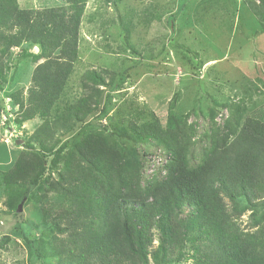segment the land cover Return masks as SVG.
<instances>
[{
    "label": "rangeland",
    "instance_id": "obj_1",
    "mask_svg": "<svg viewBox=\"0 0 264 264\" xmlns=\"http://www.w3.org/2000/svg\"><path fill=\"white\" fill-rule=\"evenodd\" d=\"M14 2L22 10L61 7L71 13L70 0ZM82 10L76 57L57 104L65 107L88 97L93 109L57 139L55 149L62 143L67 148L56 163L53 155L47 161L53 169L43 175L44 188L30 186L12 208L4 174L16 162L23 159L27 164L34 158L27 155L25 144L43 121L37 115L24 119L16 97L28 96L38 69L64 59L56 52L40 56L38 45L28 42L3 56L7 72L0 83V264H41L35 248L46 236L56 251L73 246L71 237L81 231L72 220L70 210L76 209L57 183L65 153L75 144L102 141L125 150V158L138 161L139 183L145 185L164 176L170 156L155 140L119 137L118 127L156 123L165 135L182 138L187 161L195 166L236 121L264 122V32L244 0H86ZM89 71L104 82L93 83ZM223 200L242 231L258 232L264 226V202L252 209L245 199ZM55 222L71 227L57 231ZM157 243L154 237L149 251ZM58 259L49 253L43 264H59ZM148 264H153L150 254ZM181 264L193 261L186 257Z\"/></svg>",
    "mask_w": 264,
    "mask_h": 264
},
{
    "label": "trees",
    "instance_id": "obj_2",
    "mask_svg": "<svg viewBox=\"0 0 264 264\" xmlns=\"http://www.w3.org/2000/svg\"><path fill=\"white\" fill-rule=\"evenodd\" d=\"M244 1L264 32V0ZM85 2L70 0L68 14L61 7L35 12L18 9L14 0H0V83L6 80L4 54L23 42L38 45L40 56L56 52L64 59L36 71L25 99L13 95L24 119L37 115L43 121L25 144L27 155L34 158L27 164L23 159L16 162L4 174L10 208L27 196L30 186L44 188L43 175L53 169L47 161L53 155L56 163L67 148L62 143L55 149L57 139L68 135L72 123L93 109L88 97L65 107L57 104L76 57ZM87 78L95 84L104 82L95 71H89ZM154 124L115 129L119 137L134 142L146 138L163 143L170 161L164 176L152 183L140 185L138 161L102 141L75 144L65 153L57 185L61 194L70 196L76 209L70 210L72 220L81 231L71 237L73 246L62 251L52 246L51 236L38 240L35 252L41 264L49 253L59 257V264H148L149 254L153 264H181L186 257L193 264H264V226L258 232L242 231L223 200V196L231 202L245 199L252 209L264 202V122L236 121L195 166L187 161L182 138L165 135ZM59 223H53L57 231L71 227L61 228ZM154 237L158 243L149 251Z\"/></svg>",
    "mask_w": 264,
    "mask_h": 264
},
{
    "label": "water",
    "instance_id": "obj_3",
    "mask_svg": "<svg viewBox=\"0 0 264 264\" xmlns=\"http://www.w3.org/2000/svg\"><path fill=\"white\" fill-rule=\"evenodd\" d=\"M18 142H20V141H18ZM18 210H20V205H18Z\"/></svg>",
    "mask_w": 264,
    "mask_h": 264
}]
</instances>
